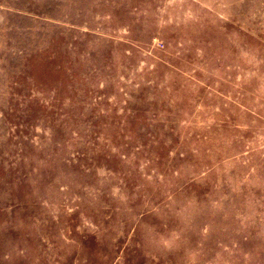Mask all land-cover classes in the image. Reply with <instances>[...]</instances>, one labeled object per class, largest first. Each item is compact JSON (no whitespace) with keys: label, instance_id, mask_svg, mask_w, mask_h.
<instances>
[{"label":"rangeland","instance_id":"374dc122","mask_svg":"<svg viewBox=\"0 0 264 264\" xmlns=\"http://www.w3.org/2000/svg\"><path fill=\"white\" fill-rule=\"evenodd\" d=\"M0 264H264V0H0Z\"/></svg>","mask_w":264,"mask_h":264}]
</instances>
